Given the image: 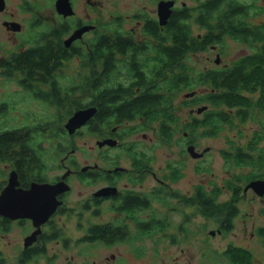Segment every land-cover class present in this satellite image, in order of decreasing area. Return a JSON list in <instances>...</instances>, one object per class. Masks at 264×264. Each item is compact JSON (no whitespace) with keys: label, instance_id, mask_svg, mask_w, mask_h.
I'll use <instances>...</instances> for the list:
<instances>
[{"label":"flooded vegetation","instance_id":"af4514ba","mask_svg":"<svg viewBox=\"0 0 264 264\" xmlns=\"http://www.w3.org/2000/svg\"><path fill=\"white\" fill-rule=\"evenodd\" d=\"M211 1L0 0V197L9 194L6 211L11 213L0 215V264H133L113 254L91 256L95 249L133 246V241L142 242L136 240L140 236L165 234L170 213L181 215L183 222L201 216L203 194L215 195L217 205L224 192L231 195L227 206H220L234 214L221 223L220 229L228 231L240 213L233 195L243 201L252 193L264 201L246 190L250 183L264 181V175L238 186L228 171L221 187L208 192L197 183L184 195L174 188L181 181L180 167L167 164L155 170L139 149L148 133L164 146L179 144L181 137L184 152L200 164L208 154V149L200 151L202 138L217 137H203L209 107L186 106L190 99L180 103L182 109L175 108L176 114L189 110L185 124L193 121L194 133L161 130V121L168 118L171 74L199 76L253 53L244 44L252 53L223 65L219 47L212 46L215 67L201 69L192 61L201 46L188 43L186 51L184 40L177 44L178 37L170 34L173 23L190 26ZM162 5L170 12L166 21ZM240 5L248 12V6ZM246 23L260 24L247 17ZM195 39L201 37L188 38ZM199 92L200 87L197 97L208 93L206 88L205 94ZM147 96L157 97V103L136 105ZM203 107L207 110L198 114ZM90 110L93 116L71 132L74 116ZM85 137L96 139L90 148L96 152L93 163L75 159L81 151L75 140ZM189 148L200 157L190 155ZM237 153L225 155L233 161ZM149 178L154 186L146 184ZM74 230L80 234L77 240ZM179 230L184 231L182 225ZM73 249L77 258L59 260L51 253Z\"/></svg>","mask_w":264,"mask_h":264},{"label":"rangeland","instance_id":"374dc122","mask_svg":"<svg viewBox=\"0 0 264 264\" xmlns=\"http://www.w3.org/2000/svg\"><path fill=\"white\" fill-rule=\"evenodd\" d=\"M234 1L249 7L247 20L252 24L264 21V0ZM15 4L13 2L11 7ZM190 27L194 37H204L207 34V30L196 22L191 23ZM217 47L223 54V65L231 64L244 56L246 52L252 53L244 44L233 40H228ZM211 50L212 47H208L206 52L202 51L200 55L192 59L193 63H198L201 69L214 68L216 54ZM189 91L185 90L177 95L174 100V106L177 109H182L180 104L182 101L189 100L185 98ZM199 93L205 94V89H201ZM188 113V109L179 112L181 125L186 123ZM138 138H141L140 134L133 139ZM147 139H152V142L147 140V143L139 145L140 151L145 154V158L151 159L155 170L164 168L167 164L180 167L181 181L174 185V188L184 195H189L197 183L208 192L216 186L221 187L227 178V171L233 176L232 180L238 186L244 185L243 182L250 176L264 175V114L257 115L255 120L246 124H240L236 120L232 126L223 127L217 137L202 138L200 151L208 149V154L200 164L184 152L181 137L178 140L179 144L171 146L162 145L152 133H148ZM95 140L92 137L75 140V145L81 149L75 155V159L83 164L93 163L96 152L90 148L95 146ZM237 150L249 153L255 165H236L224 156V154L235 153ZM237 177H241L239 182L242 183L236 182ZM146 184L149 187L154 186V180L149 178ZM77 194V192L74 193V199ZM230 199L231 195L224 192L218 198V205L226 207ZM232 204L239 207L240 213L229 231L225 227L220 229L223 224L207 212L205 214L202 212L201 216L191 217L185 222L181 215L170 213L165 234L159 232L157 236H140L136 240L142 242L133 241V246L120 245L95 249L91 257L106 259L113 254L117 259L133 261V264H230L223 255L228 248L235 247L250 251L255 264H264V231L262 230L264 229V201L248 193L243 201L242 197L233 195ZM181 225L184 231L179 230ZM220 230L223 232L219 234ZM211 232H214L215 236H211ZM79 235L74 230L72 238L77 240ZM0 246L2 248V244ZM130 247H133L132 250ZM51 253L57 254L59 260H64L76 256L77 251L73 249L70 252L52 251Z\"/></svg>","mask_w":264,"mask_h":264},{"label":"trees","instance_id":"16d2710c","mask_svg":"<svg viewBox=\"0 0 264 264\" xmlns=\"http://www.w3.org/2000/svg\"><path fill=\"white\" fill-rule=\"evenodd\" d=\"M226 3L231 5L230 8H221ZM207 6L208 8L203 9L201 17L196 21L207 30V34L201 37L200 41L188 40L192 35L190 26L186 23H179L178 26L173 23L170 34L178 37L177 44L180 40H184L187 45L186 51L188 43L200 45L201 50L206 51L210 46L217 47L228 40H233L249 45L253 48V53L235 61L229 68L210 69L203 71L199 76L188 73L171 74L168 77L167 90L169 104L165 109L169 111L168 118L165 122L161 121V130L165 133L174 131L194 133L193 121L192 124L181 125L179 114H176L174 100L185 90H190L189 94L195 93L196 95L199 87L206 88L208 93L202 97L194 96L190 102L186 103V106L193 107L202 103L209 107L202 121L203 137L218 136L223 127L232 126L236 120L240 124H246L255 120L257 115L264 114V21L254 26L247 24L246 8L234 0H214ZM172 53L173 50H170V56ZM28 60L27 58L25 61ZM152 100H155V104L157 103V97L147 96L140 99L136 105L146 104ZM158 101L166 103L163 102L161 96ZM157 106L153 108L156 109ZM229 111H233V114ZM236 153L233 160L236 165H255L250 157L240 155L239 150ZM224 156L227 157L225 154ZM255 178L257 177L250 176L246 181ZM236 180L240 181L241 177H237ZM202 212L211 214L216 221L223 224L230 222L234 216L233 213L226 214L225 210H220L213 194L211 196L203 194ZM223 256L230 264H255L252 253L241 248L230 247Z\"/></svg>","mask_w":264,"mask_h":264},{"label":"water","instance_id":"95a60500","mask_svg":"<svg viewBox=\"0 0 264 264\" xmlns=\"http://www.w3.org/2000/svg\"><path fill=\"white\" fill-rule=\"evenodd\" d=\"M160 9H161V13H165L164 17H162V20L166 21L170 15V12H169L167 5L166 6L162 5ZM219 62H220V58L217 57L216 63L218 64ZM194 96H195V93H190V94L185 95V98L191 99ZM206 110H207V107H203V108L198 109L197 113L202 114ZM93 113H94V111L90 110V111H85V112H81V113L76 114L69 124L70 131L71 132L75 131L77 128L81 127L85 122H87L93 116ZM188 152L190 155H192L195 158L200 157V156L195 154V151L193 148H189ZM249 189L253 190L258 196L263 197L264 196V181H256V182L250 183L247 186L246 190H249ZM8 201H10L9 194L3 193L2 196L0 197V215L11 214V213H8L6 211V203ZM10 216L15 217L13 214ZM210 235L215 236V233L211 232Z\"/></svg>","mask_w":264,"mask_h":264}]
</instances>
